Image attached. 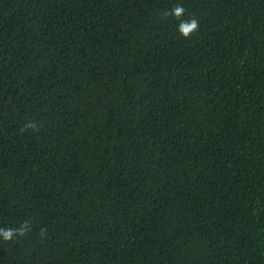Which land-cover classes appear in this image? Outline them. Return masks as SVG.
<instances>
[{"label":"trees","instance_id":"trees-1","mask_svg":"<svg viewBox=\"0 0 264 264\" xmlns=\"http://www.w3.org/2000/svg\"><path fill=\"white\" fill-rule=\"evenodd\" d=\"M24 221L0 264H264V0H0V228Z\"/></svg>","mask_w":264,"mask_h":264},{"label":"clouds","instance_id":"clouds-1","mask_svg":"<svg viewBox=\"0 0 264 264\" xmlns=\"http://www.w3.org/2000/svg\"><path fill=\"white\" fill-rule=\"evenodd\" d=\"M185 7L179 3L175 4L169 11L164 12V17H173L179 21L177 26V31L180 36L184 39H189L195 34L199 29V20L195 17L189 19H184ZM32 129L34 131L38 130L37 125L33 121H28L25 123L21 131ZM31 230V224L28 221H24L20 224L18 228H0V237L4 241H11L14 237H23ZM41 237L47 235L46 229H41Z\"/></svg>","mask_w":264,"mask_h":264}]
</instances>
